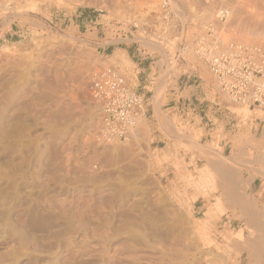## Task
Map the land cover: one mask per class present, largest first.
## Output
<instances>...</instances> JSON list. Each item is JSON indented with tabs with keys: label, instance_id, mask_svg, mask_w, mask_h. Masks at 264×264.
<instances>
[{
	"label": "rangeland",
	"instance_id": "rangeland-1",
	"mask_svg": "<svg viewBox=\"0 0 264 264\" xmlns=\"http://www.w3.org/2000/svg\"><path fill=\"white\" fill-rule=\"evenodd\" d=\"M162 1L0 0V264H253L242 249L264 231L217 211L225 188L205 177L203 150L236 170L264 222V114L230 103L179 50L219 8L230 10L227 38L264 49V0H168L169 26ZM109 64L145 101L116 145L99 141L88 94L89 74ZM190 73L222 110L198 109Z\"/></svg>",
	"mask_w": 264,
	"mask_h": 264
},
{
	"label": "built area",
	"instance_id": "built-area-1",
	"mask_svg": "<svg viewBox=\"0 0 264 264\" xmlns=\"http://www.w3.org/2000/svg\"><path fill=\"white\" fill-rule=\"evenodd\" d=\"M4 1L16 3L27 0ZM172 15L169 1L163 0L158 18L169 26L175 23ZM230 17L229 9L216 10L212 14V21L192 41L191 47L185 39L180 42L182 49L179 50V57L191 50L198 63L211 75L218 91L230 103L245 105L251 111L264 114L263 47L227 38L223 25ZM132 25L138 28L136 23ZM88 94L99 114L96 125L99 141L106 145L128 142L137 121L145 117V101L131 86L124 72L111 64L93 70L88 78Z\"/></svg>",
	"mask_w": 264,
	"mask_h": 264
},
{
	"label": "bare ground",
	"instance_id": "bare-ground-1",
	"mask_svg": "<svg viewBox=\"0 0 264 264\" xmlns=\"http://www.w3.org/2000/svg\"><path fill=\"white\" fill-rule=\"evenodd\" d=\"M219 2V1H218ZM220 3V2H219ZM8 7L9 4H6ZM161 6V5H160ZM160 11V7H159ZM234 22V21H233ZM235 40V39H234ZM251 44V43H246ZM264 50V49H263ZM159 99V98H158ZM153 103L155 107L157 106L158 100L157 98H153ZM157 109H156V116ZM159 117V116H158ZM141 119L137 121L139 125H141ZM165 126V125H164ZM208 150H203V154H205L206 165L204 167L205 177L209 175L210 172H213L218 182L217 184L220 187L225 188V192L221 196L216 198V209L218 212L223 210H237L240 213L242 218L246 219V222L249 226L254 227L255 231L258 230L260 232L264 231V222L261 220L259 215H257L253 206H249L246 202V199L243 195V190L245 189L244 185L240 184L237 181V176L233 168H229L228 166H224L222 163L216 160V155L212 149L207 148ZM202 150V149H201ZM202 154V155H203ZM243 182V181H242ZM247 186V185H246ZM217 189H220L217 187ZM247 225V224H246ZM251 240L246 243L244 252L248 256V260L253 264H264V232L256 234L254 231L250 232ZM232 243V242H231ZM241 248V247H240Z\"/></svg>",
	"mask_w": 264,
	"mask_h": 264
},
{
	"label": "crops",
	"instance_id": "crops-1",
	"mask_svg": "<svg viewBox=\"0 0 264 264\" xmlns=\"http://www.w3.org/2000/svg\"><path fill=\"white\" fill-rule=\"evenodd\" d=\"M193 75H192V73H190L188 76H187V79L189 80V81H191L192 82V84H193V88H192V86H189L188 87V91L190 92V90L191 89H194L195 90V92H196V95H197V97H198V100H200L199 101V103L197 104V107H198V109H202L204 106H206V105H203L204 103H203V101L204 100H208L209 102H211V103H214V104H219V107L216 109V110H222V108H224V106H223V104H222V99H220V95H218V93L217 92H214V93H212L211 91H208V89L206 88V83H204V82H202V81H199L198 80V78L199 77H197V76H194V77H192ZM192 77V78H191ZM187 81V80H186ZM188 81V82H189ZM184 89H186V88H184ZM189 95H187V99H188V97H192L195 93H188ZM200 96V97H199ZM202 96H204L203 98H201ZM186 99V100H187ZM172 100H174V108H172V109H175V110H177L176 108L178 107L177 106V104H178V99H172ZM177 100V101H176ZM203 100V101H202ZM187 106H190V104H188ZM211 107H213L212 105L211 106H209V110L211 109ZM156 109H157V114H159L158 113V108H159V105L157 104V106L155 107ZM189 108V107H188ZM188 110H190V109H188ZM179 113H180V111H179ZM183 113V115H186V118H185V120L186 121H189V122H193V123H195V121L194 120H196V118H198V116H194V114H193V112H187V113H184V112H182ZM152 114H154V109L152 110ZM208 114V113H207ZM180 115V114H179ZM159 116V115H158ZM156 116L155 115V117H156V120L158 121V123L160 124H164V121H163V119H161V117L159 116ZM199 119H202V118H199ZM261 119H259V122L261 123ZM259 123V124H260ZM160 124V125H161ZM173 125H174V123L173 122H171L170 123V126H171V128H172V130H174V128H173ZM157 138H160L161 137V135H157L156 136ZM157 140H159V139H157Z\"/></svg>",
	"mask_w": 264,
	"mask_h": 264
}]
</instances>
